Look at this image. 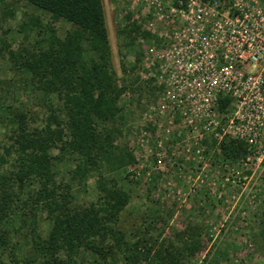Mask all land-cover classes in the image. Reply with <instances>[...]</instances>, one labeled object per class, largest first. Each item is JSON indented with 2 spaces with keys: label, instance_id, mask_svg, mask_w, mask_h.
<instances>
[{
  "label": "trees",
  "instance_id": "16d2710c",
  "mask_svg": "<svg viewBox=\"0 0 264 264\" xmlns=\"http://www.w3.org/2000/svg\"><path fill=\"white\" fill-rule=\"evenodd\" d=\"M22 1L48 16L49 24L40 16L24 17L17 28L24 40L16 49L0 40V58L25 77L23 88L39 104L14 107L5 103L12 89L0 92V122L5 118L10 126L0 141V264H116L120 258L123 264H188L200 248L202 227L192 223L186 241L168 245H157L140 229L128 240L121 228L131 197L116 173L132 157L118 143L126 125L118 101L135 80L123 65L125 76L118 79L112 67L102 0ZM61 20L71 26L64 37L53 25ZM126 20L117 35L122 49H133L134 73L142 61L138 41L151 35ZM136 90L148 96L157 87L150 80ZM205 145H211L206 154L215 148ZM218 152L233 162L247 154L246 145L235 140H224ZM65 154L73 157L74 168L60 177L57 162ZM80 194L88 202L77 204ZM260 224L264 240V214Z\"/></svg>",
  "mask_w": 264,
  "mask_h": 264
},
{
  "label": "built area",
  "instance_id": "2783aa9c",
  "mask_svg": "<svg viewBox=\"0 0 264 264\" xmlns=\"http://www.w3.org/2000/svg\"><path fill=\"white\" fill-rule=\"evenodd\" d=\"M137 1L138 25L151 35L138 41V72L158 96L141 126L202 170L205 142L218 154L224 140L245 144V158L224 164L223 182L264 196V0Z\"/></svg>",
  "mask_w": 264,
  "mask_h": 264
},
{
  "label": "rangeland",
  "instance_id": "374dc122",
  "mask_svg": "<svg viewBox=\"0 0 264 264\" xmlns=\"http://www.w3.org/2000/svg\"><path fill=\"white\" fill-rule=\"evenodd\" d=\"M102 4L112 67L118 79L125 76L123 65L126 74L135 80L134 86L128 87L118 101L126 119L125 127L120 129L118 143L132 157V161L116 173L131 197L120 215V227L127 231V239L131 240V233L140 229L147 232L146 238L156 240L157 245L186 241L189 237L188 227L193 223L202 227L200 248L190 257L188 264H264V240L259 235L262 229L260 218L264 214L263 193H256L253 198L246 196L248 190L231 188L223 182L224 164L236 166L238 161H226L212 150L207 166L202 170V165L191 158L171 156L170 141L163 139L159 142L154 128L145 130L141 126L144 123L142 120L150 115L149 107L157 105V91L148 96L135 91V86L150 80L141 78L138 72L140 67L134 73L130 72L135 63V54L133 49H122L121 37L117 35L118 29L129 23L127 16L132 22L140 21L139 13L135 11L138 1L102 0ZM30 16H40L44 23L49 24L48 16L22 0H0V40L16 49L24 40L23 34L17 32L18 25L24 17ZM53 25L59 37H64L71 28L63 20ZM139 26L143 30L141 24ZM29 38L33 41L35 34H29ZM138 48L142 54V47L139 45ZM22 79L25 80V77L14 73L9 62L0 58V92L6 94L11 89L13 91L5 103L18 108L27 105L29 109H36L39 104L30 89L23 88ZM120 85L121 80L118 81ZM6 114L1 115L5 117ZM9 127L4 118L0 122V141ZM144 131L147 136L143 135ZM210 146L207 145L205 149ZM157 154L162 155L160 164L157 163ZM52 155L56 156L58 152L53 150ZM73 163V157L69 154L57 162L60 177L67 176L74 168ZM92 182L93 179L89 183ZM148 185L150 193L147 192ZM86 202L88 196L80 194L77 204ZM84 258L88 262L94 261L88 252H84ZM116 264H123L122 259Z\"/></svg>",
  "mask_w": 264,
  "mask_h": 264
}]
</instances>
